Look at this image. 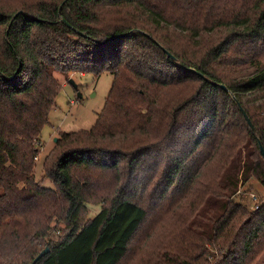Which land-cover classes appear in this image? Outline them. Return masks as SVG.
Masks as SVG:
<instances>
[{"label":"trees","instance_id":"obj_1","mask_svg":"<svg viewBox=\"0 0 264 264\" xmlns=\"http://www.w3.org/2000/svg\"><path fill=\"white\" fill-rule=\"evenodd\" d=\"M105 71L95 123L37 180L20 144L40 153L54 74ZM260 146L264 0H0V264H253L264 198L238 191L264 188Z\"/></svg>","mask_w":264,"mask_h":264},{"label":"rangeland","instance_id":"obj_2","mask_svg":"<svg viewBox=\"0 0 264 264\" xmlns=\"http://www.w3.org/2000/svg\"><path fill=\"white\" fill-rule=\"evenodd\" d=\"M54 77L60 84L61 89L56 97L55 107L49 113V122L41 131L40 153L31 157L27 146L20 144L23 166L25 170L34 174L37 180H41L43 177V160L54 146L55 138L58 137L60 132L89 130L92 127L104 105L113 80V75L107 71L102 72L98 77L94 73L82 74L80 72H71L68 77L55 73ZM70 79L77 85L76 89L69 82ZM78 93L80 97H78ZM2 111L5 118L15 127L17 132L23 135L26 132V127L18 113L9 106L3 108ZM42 185L52 188L49 179H44ZM241 191L242 193L239 196L249 207L253 205L250 194H254L257 201L264 198V188L253 178L241 188ZM88 209V218H94L100 211V205H88ZM57 236L58 232L55 231L50 238L56 239ZM253 264H264V255Z\"/></svg>","mask_w":264,"mask_h":264},{"label":"water","instance_id":"obj_3","mask_svg":"<svg viewBox=\"0 0 264 264\" xmlns=\"http://www.w3.org/2000/svg\"><path fill=\"white\" fill-rule=\"evenodd\" d=\"M170 56V55H169ZM69 82L73 85V87L76 89L77 88V85L73 82L72 79L69 80ZM222 88H225L224 85H221ZM78 97H80V94L78 93ZM241 111H242V114L244 115L247 123L252 127V124L250 122V120L248 119L247 115L245 114V112L243 111V109L240 107ZM57 138H55V142H56ZM260 150L264 156V150L263 148L260 146ZM48 252V247H45L35 258L34 260L32 261L31 264H35V262L40 259L42 256H44L46 253Z\"/></svg>","mask_w":264,"mask_h":264},{"label":"built area","instance_id":"obj_4","mask_svg":"<svg viewBox=\"0 0 264 264\" xmlns=\"http://www.w3.org/2000/svg\"><path fill=\"white\" fill-rule=\"evenodd\" d=\"M241 193H242V191H241V189H239L238 194H241ZM250 196L252 198V203H253V205L251 206V208L252 209H255V208L258 207V201H257V199H256V197H255L254 194H250Z\"/></svg>","mask_w":264,"mask_h":264}]
</instances>
